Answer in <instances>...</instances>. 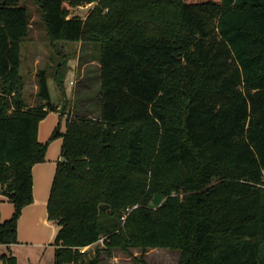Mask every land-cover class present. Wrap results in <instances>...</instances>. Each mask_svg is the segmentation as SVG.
I'll use <instances>...</instances> for the list:
<instances>
[{"label": "trees", "instance_id": "obj_1", "mask_svg": "<svg viewBox=\"0 0 264 264\" xmlns=\"http://www.w3.org/2000/svg\"><path fill=\"white\" fill-rule=\"evenodd\" d=\"M33 1L51 43H94L100 66L99 116L68 115L50 138L63 140L47 205L54 264L155 248L178 250V264H264V0ZM87 6L85 19L70 15ZM30 30L26 5L0 0L5 246L18 243L32 170L46 159L39 124L57 111L46 70L36 105L24 97Z\"/></svg>", "mask_w": 264, "mask_h": 264}, {"label": "rangeland", "instance_id": "obj_2", "mask_svg": "<svg viewBox=\"0 0 264 264\" xmlns=\"http://www.w3.org/2000/svg\"><path fill=\"white\" fill-rule=\"evenodd\" d=\"M20 3L26 5L31 19L30 34L21 42L20 72L26 83L24 97L27 103L32 105L37 103L32 91L36 81V78H33V72L46 70L50 77L48 81L52 101L65 115L84 116L90 113L93 117L99 116L101 86L97 45L89 42L51 43L42 24L39 7L33 0H20ZM91 9L92 6H87L69 10L70 15L85 19ZM67 116L64 117L67 119ZM162 202L163 198L157 197L152 207L156 208ZM41 232L47 237L51 233L46 228H42ZM98 246L103 245L98 243L90 248L91 256ZM30 258V263H36L34 258ZM141 260L146 264H178L180 252L160 248L148 249L145 253L140 249H132L128 252L114 250L112 257L102 253L100 264H142ZM26 261L28 262L27 259ZM19 263L27 264L22 254H20Z\"/></svg>", "mask_w": 264, "mask_h": 264}, {"label": "crops", "instance_id": "obj_3", "mask_svg": "<svg viewBox=\"0 0 264 264\" xmlns=\"http://www.w3.org/2000/svg\"><path fill=\"white\" fill-rule=\"evenodd\" d=\"M33 78H36L35 71L33 72ZM37 90L38 85L34 81L32 91L35 98ZM35 105L36 103L34 105L28 103V108H33ZM56 108V112H49L47 117L39 124L38 140L41 143L48 142L49 145L45 161L36 164L32 170L34 201L31 205L24 208L18 220V243L9 246L0 245V256L3 254H12L17 259V264H20V254L24 255V260L27 264H54L55 247L53 240L59 228L56 226L53 227L49 222L47 205L57 163L61 159L63 140L62 138L50 140V138L57 127H59L60 132L63 133L65 131L66 117L64 116H67L61 111L60 107ZM13 213V204L0 194V222L9 220ZM42 228H46L51 232L49 233V237L41 232ZM93 246L88 247V249ZM29 256L34 258L36 263H30L31 258ZM0 262L3 264L2 261Z\"/></svg>", "mask_w": 264, "mask_h": 264}, {"label": "built area", "instance_id": "obj_4", "mask_svg": "<svg viewBox=\"0 0 264 264\" xmlns=\"http://www.w3.org/2000/svg\"><path fill=\"white\" fill-rule=\"evenodd\" d=\"M128 211H130V210H128ZM100 243L103 244V239L100 240ZM87 249H88V247L87 248H83V249H81V252H85Z\"/></svg>", "mask_w": 264, "mask_h": 264}]
</instances>
